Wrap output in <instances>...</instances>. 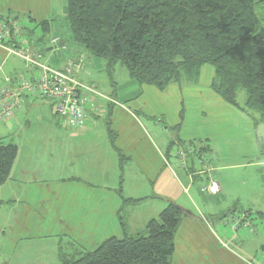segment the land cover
<instances>
[{
    "label": "crops",
    "instance_id": "0c3cea01",
    "mask_svg": "<svg viewBox=\"0 0 264 264\" xmlns=\"http://www.w3.org/2000/svg\"><path fill=\"white\" fill-rule=\"evenodd\" d=\"M8 11L28 14L36 25L49 22L44 51L35 40L26 46L39 64L60 70L84 54L65 32L52 28V18L47 17L54 12L53 0H0V18ZM60 12L65 22V5ZM54 38L66 48L55 50L50 44ZM87 61L90 69L79 72L77 78L89 86L91 70L104 69L106 64L101 66L94 57ZM38 73L37 66L0 46V86L5 78L31 79ZM213 76V69L203 66L195 85L171 84L163 92L137 87L129 80L132 91L125 101L118 90L104 93L90 85L96 92L94 104L101 109L90 113L79 130L60 127L50 103L27 98L23 109L1 125L5 136L19 132L20 120L26 125L15 144L18 154L10 177L0 186V210L5 207V213L9 212V221L0 228L3 263L14 259V264L39 260L60 264V254L74 257L106 239L144 232L146 224L171 201L183 211L173 264H260L257 246L251 248L254 241L244 223L247 215L233 219L221 213L224 201L232 204L229 171L264 164L258 162L254 117L216 95L211 90ZM109 110L111 135L106 125ZM40 112L48 113V118ZM33 114L46 127L44 132L33 131L28 122ZM164 116H170L169 124ZM178 125L172 138L169 130ZM191 141L206 142V159L193 157ZM211 178L220 185L217 196L203 191Z\"/></svg>",
    "mask_w": 264,
    "mask_h": 264
},
{
    "label": "trees",
    "instance_id": "16d2710c",
    "mask_svg": "<svg viewBox=\"0 0 264 264\" xmlns=\"http://www.w3.org/2000/svg\"><path fill=\"white\" fill-rule=\"evenodd\" d=\"M255 4L254 0H65V22L72 43L104 60L109 76L120 64L138 86L163 92L171 84L195 85L200 69L210 66L216 95L242 113L258 112L264 118V27ZM35 27L42 33L38 41H44L49 22ZM240 91L246 94L244 107L237 101ZM110 115L111 110L106 120L111 135ZM179 129L180 125L172 128ZM189 146L195 159L209 154L206 142L191 141ZM17 154L16 145L0 143V186L8 181ZM182 219L181 208L169 201L144 232L106 239L74 257L60 254V264H173Z\"/></svg>",
    "mask_w": 264,
    "mask_h": 264
},
{
    "label": "rangeland",
    "instance_id": "374dc122",
    "mask_svg": "<svg viewBox=\"0 0 264 264\" xmlns=\"http://www.w3.org/2000/svg\"><path fill=\"white\" fill-rule=\"evenodd\" d=\"M254 1L256 2L255 8H254L255 13L258 19L260 20L261 25L264 27V0H254ZM64 5H65V0H53L54 12L51 11L49 14L50 16H48L47 18L48 19L52 18V28L54 30L55 29H57V31L60 30V33L65 32V37L69 38L70 34H68L69 31L66 27L67 24L65 26L63 16L61 15V12H60L61 7ZM2 18H3V21H5L6 19L15 20L18 26L23 29V36L26 39L35 40V42L37 41L35 43L37 47L42 52L44 51L46 41L48 37H50V35L49 36L47 35L44 41H38L39 38L42 36V33L39 28L35 27L36 23H34V21L30 18L28 14L8 11L6 12V14L2 15ZM29 31H32V33L28 34ZM69 41L72 43L71 40ZM57 51H61V50H57ZM49 54L50 52L44 53L43 55L47 56ZM84 57H85V63H84L83 70L80 71L81 73H83L87 68L88 70L90 69L87 59L88 57L93 58L86 51H84ZM96 60H98L101 66L102 64H106L104 60H100V59H96ZM41 61L43 62L44 60H41ZM99 64L98 66H100ZM101 68L91 70L92 78L90 79L91 84H89V86L92 85L93 87H95L97 90L101 92L105 90L106 92L104 93H108V91L110 92L113 91L115 93V90H118L120 93L122 92V95L125 101L127 97L131 95V91H132L127 86L128 84L127 82L131 79L128 77V74L125 68L122 65L118 64L114 68V72L111 74V76H109V74L107 73L106 67H104V69H101ZM134 85L137 87H140L136 83H134ZM118 88L121 89V91ZM245 100H246L245 92L240 91L237 97V101L240 104V106L242 107L245 106ZM39 103H42V102H39ZM94 106H95L94 107L95 110L100 111L101 109L100 106H97L95 104ZM181 108L184 109V107H181ZM90 109H92V107H89V113H92L90 112ZM39 114H42V112H40ZM252 114L254 117V123L256 127V134H257L258 145H259L258 162H264V118H262L260 115L256 114L255 112H252ZM31 116L32 117H28V122L32 124L33 131L40 132L41 130L43 131L46 129L45 126L39 124L40 121L38 119H33L34 114ZM35 116L38 117V115H35ZM40 116L44 118H48V113H44ZM49 117L52 118L51 115H49ZM53 118L55 121L57 120L55 117ZM158 119L161 120L162 118L159 117ZM164 121L166 124H169L167 122L170 121V116H168V118L164 116ZM19 122H21L20 124L18 123L19 125H17V127H19L20 129L19 132L13 131L11 135H8V136L4 135V133L6 132L2 130V126L0 125V143L1 144L3 145L17 144V139L19 138L18 135H21L26 130L25 122L21 120ZM169 128L171 127H168V129ZM169 133L172 136V138H175L177 136V132H174L172 128L171 130H169ZM175 150H176V146L173 147V151H171L172 153L168 154V158L170 161H172L171 159L174 157L173 153ZM105 158L107 160L109 159L107 157ZM186 162H189V161L186 160ZM229 179L231 180V185H230V189H229L230 192L228 193V196L231 197L232 204H228L226 201H224L223 202L224 204L222 205V209H221V210H224V212H221V213L228 216L229 218L234 217L233 219H241V218L243 219V217L247 215V218L246 220H244L245 221L244 223L249 224L248 226H246V228H248L247 229L248 232L250 231V238H253L252 240L255 242V244L253 242V246H251V248L254 249V247L257 246V248L255 249L257 260H260V264H264V164H258V165L256 164V165H251L246 169L229 171ZM205 187L203 188V191ZM4 209L6 208L2 207L0 210V228L2 229L4 227L3 224H5L7 220L9 221V218L7 217L9 212H7L6 214ZM8 209L9 207L7 208V210ZM211 221L214 222L215 219H211ZM231 228L232 226H228L226 229L232 230ZM0 241H2L1 238H0ZM260 245L261 247H259ZM1 246L2 245H0V264H5L6 261L5 263H3L4 254L1 253L2 251ZM253 254L254 252H252V255ZM48 259L49 258H47L46 260ZM7 264H14V259L7 260ZM33 264H53V263L50 261L48 262L43 261L41 263V261L39 260V262L33 263Z\"/></svg>",
    "mask_w": 264,
    "mask_h": 264
},
{
    "label": "built area",
    "instance_id": "2783aa9c",
    "mask_svg": "<svg viewBox=\"0 0 264 264\" xmlns=\"http://www.w3.org/2000/svg\"><path fill=\"white\" fill-rule=\"evenodd\" d=\"M29 43L30 40L23 36V29L15 20L0 21V46H6L12 55L39 69L35 78L27 79L17 75L4 79L0 86V125L21 111L27 98H33L52 105L60 127L74 130L84 128L90 114L89 107H92L90 112L98 113L94 108V88L86 86L77 78L84 67V54L70 61L65 68L57 70L39 64L26 49ZM50 44L57 50L66 48L59 38L52 39ZM204 191L210 196H216L220 192V185L211 179Z\"/></svg>",
    "mask_w": 264,
    "mask_h": 264
}]
</instances>
